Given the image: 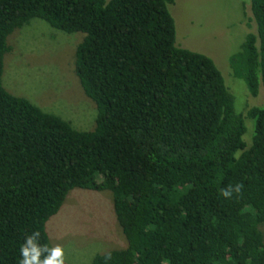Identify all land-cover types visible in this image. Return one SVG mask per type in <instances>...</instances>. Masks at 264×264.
<instances>
[{
    "label": "trees",
    "instance_id": "1",
    "mask_svg": "<svg viewBox=\"0 0 264 264\" xmlns=\"http://www.w3.org/2000/svg\"><path fill=\"white\" fill-rule=\"evenodd\" d=\"M172 2L0 0V264H19L34 230L51 245L45 222L73 188L109 191L125 240L90 264H264V103L236 112L213 62L174 45ZM248 2L254 30L228 65L254 97L264 0ZM33 18L83 34L73 72L95 106L91 130L2 87L6 37ZM237 183L241 194H219Z\"/></svg>",
    "mask_w": 264,
    "mask_h": 264
},
{
    "label": "rangeland",
    "instance_id": "2",
    "mask_svg": "<svg viewBox=\"0 0 264 264\" xmlns=\"http://www.w3.org/2000/svg\"><path fill=\"white\" fill-rule=\"evenodd\" d=\"M174 25V45L208 57L233 98V108L261 106L264 90L248 95L244 83L232 77L228 58L243 36L254 30L248 0H173L167 6ZM82 33H64L38 18L6 37L1 85L77 130H91L95 106L82 92L73 72L74 49ZM242 140L249 145L252 121L243 117ZM51 245L65 249V264H90L95 254L125 246L109 191L73 188L58 211L45 222Z\"/></svg>",
    "mask_w": 264,
    "mask_h": 264
},
{
    "label": "clouds",
    "instance_id": "3",
    "mask_svg": "<svg viewBox=\"0 0 264 264\" xmlns=\"http://www.w3.org/2000/svg\"><path fill=\"white\" fill-rule=\"evenodd\" d=\"M243 185L240 183L221 188L219 194L226 199H231L233 194H241ZM41 232L34 230L26 235L19 252L21 259L19 264H65V249L61 244H41ZM111 259V253H105V260Z\"/></svg>",
    "mask_w": 264,
    "mask_h": 264
}]
</instances>
